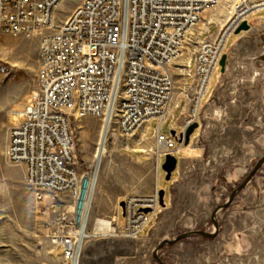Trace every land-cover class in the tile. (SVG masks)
<instances>
[{"label": "rangeland", "instance_id": "1", "mask_svg": "<svg viewBox=\"0 0 264 264\" xmlns=\"http://www.w3.org/2000/svg\"><path fill=\"white\" fill-rule=\"evenodd\" d=\"M224 1L233 5L238 0ZM80 3L61 0L53 11L54 25ZM261 17L264 9L250 20ZM254 25L241 39L237 40L244 32L228 39L225 71L220 64L214 70L200 105V126L175 153L178 165L170 179L162 168L166 155L121 149L125 136L116 119L107 127V152L99 160L94 155L104 118L73 119L79 165L95 169L98 177L88 235L122 237L116 235L125 226L120 206L125 199L120 196H146L158 190L160 198L164 190L151 245L138 264H264V161L231 199L264 157V22ZM41 38L0 33V264H65L60 248L44 235L25 164L7 158L10 128L16 125L13 113L23 108L36 87ZM195 68L196 59L191 76H185L188 84L194 82ZM181 86L176 82L179 90ZM188 109V96L182 92L173 98L162 123V132L175 138L177 146ZM158 128L155 119L145 128V140L156 142ZM117 211L118 227L113 221L108 228L103 222L111 221ZM153 217L141 235L152 228Z\"/></svg>", "mask_w": 264, "mask_h": 264}, {"label": "built area", "instance_id": "2", "mask_svg": "<svg viewBox=\"0 0 264 264\" xmlns=\"http://www.w3.org/2000/svg\"><path fill=\"white\" fill-rule=\"evenodd\" d=\"M60 1L0 0L1 34L42 35L36 87L13 113L16 125L10 128L7 158L26 166L45 237L60 248L65 264H81L88 238L101 235L85 233L98 178L95 169L79 165L73 119L105 118L111 108L110 124L116 119L125 137L158 119L157 155L179 152L183 143L177 146L175 138L162 132L176 91L170 66L202 12L219 0H81L54 25L53 11ZM263 9L264 0H238L214 39L196 48L194 82L181 90L189 103L183 133L199 121L202 98L228 39L244 21L250 30L255 27L250 19ZM184 75L191 76L187 70ZM159 207L158 190L126 196L125 226L116 235L138 238ZM113 221L118 227V214Z\"/></svg>", "mask_w": 264, "mask_h": 264}, {"label": "crops", "instance_id": "3", "mask_svg": "<svg viewBox=\"0 0 264 264\" xmlns=\"http://www.w3.org/2000/svg\"><path fill=\"white\" fill-rule=\"evenodd\" d=\"M231 7V4L228 5L224 0H220L218 5L209 7L202 12L198 24L187 34L182 54L176 58L170 66L176 82H181L182 84L181 90L184 88L185 84L188 83L185 80L184 74L186 70L191 74L190 68L196 59V48H198L203 40L214 39L219 27L227 20ZM257 20L259 22H264V17L258 18ZM257 20H253V22ZM248 31H245L237 40L246 35ZM176 88L174 98H176L178 94H182L181 90H179L180 88ZM154 120L145 123L142 127L138 128L135 133L125 137V145H123L121 149L130 152L157 154L156 142L145 140V128ZM14 121H16L15 118ZM121 197L124 199L126 198L124 194H122L120 198ZM153 218H155V221L152 228L146 231L144 235H141L145 229L144 227L140 232V236L136 239L125 237H89L84 246L81 264H138L139 258L146 253L145 247L151 245L150 232L156 225L157 214Z\"/></svg>", "mask_w": 264, "mask_h": 264}, {"label": "water", "instance_id": "4", "mask_svg": "<svg viewBox=\"0 0 264 264\" xmlns=\"http://www.w3.org/2000/svg\"><path fill=\"white\" fill-rule=\"evenodd\" d=\"M250 24L247 21H244L235 31L236 34L241 33V32H245L250 30ZM226 61H227V53H224L222 55V58L220 60V65L222 66V72L225 71V67H226ZM200 126L199 121H196L194 123H192L185 131V133H181L180 138L178 139V141L180 143L183 144H188L190 142L191 139V135L193 134V132L195 131L196 128H198ZM172 134L174 136H176V131L173 130ZM183 136H184V142H183ZM264 161V157L261 158L257 164L255 165V167L252 169V171L249 173V175L247 176L246 180L232 193L231 195V199L234 197V195L236 194L237 191H239L240 189H242L243 186H245L249 180L256 174L257 170L259 169V167L262 165ZM178 165V159L175 155L173 154H166V161L162 164V168L167 172V178L170 179L172 172L177 168ZM230 199V200H231ZM160 202L163 205L164 204V190H161L160 192ZM228 204V202L226 203ZM225 204V205H226ZM120 206L123 208V214H124V207H125V200L120 202ZM142 210L144 212H149L151 211L150 208H142ZM161 264H163L161 262Z\"/></svg>", "mask_w": 264, "mask_h": 264}, {"label": "bare ground", "instance_id": "5", "mask_svg": "<svg viewBox=\"0 0 264 264\" xmlns=\"http://www.w3.org/2000/svg\"><path fill=\"white\" fill-rule=\"evenodd\" d=\"M111 116H112V110L110 108V110L108 111L107 115L104 118V127H103V129L101 131L99 146L97 147L95 155H94L95 158H97L98 160L104 154H106V152H107V148H106V145H105V140H106V137H107V127H108V130H109V127L111 126V124H110ZM97 168H98V166H97ZM94 177L95 178L97 177L96 173L94 174ZM103 223H106L108 225V228H110V225H111L110 221L109 222H105L104 221ZM83 229H85V222L83 224ZM85 233H86V235H88L87 231Z\"/></svg>", "mask_w": 264, "mask_h": 264}]
</instances>
